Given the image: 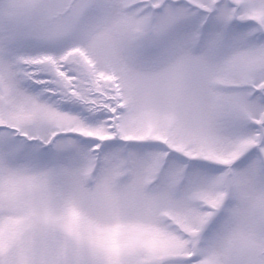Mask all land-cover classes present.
<instances>
[{"label":"snow or ice","instance_id":"snow-or-ice-1","mask_svg":"<svg viewBox=\"0 0 264 264\" xmlns=\"http://www.w3.org/2000/svg\"><path fill=\"white\" fill-rule=\"evenodd\" d=\"M0 264H264V0H0Z\"/></svg>","mask_w":264,"mask_h":264}]
</instances>
